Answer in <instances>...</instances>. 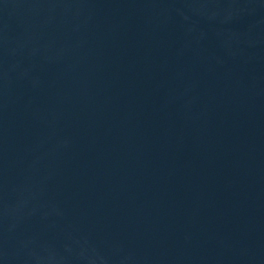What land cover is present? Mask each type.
<instances>
[{
	"label": "water",
	"instance_id": "1",
	"mask_svg": "<svg viewBox=\"0 0 264 264\" xmlns=\"http://www.w3.org/2000/svg\"><path fill=\"white\" fill-rule=\"evenodd\" d=\"M0 264H264V0H0Z\"/></svg>",
	"mask_w": 264,
	"mask_h": 264
}]
</instances>
